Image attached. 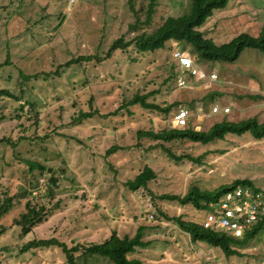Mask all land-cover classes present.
I'll list each match as a JSON object with an SVG mask.
<instances>
[{
  "label": "rangeland",
  "instance_id": "374dc122",
  "mask_svg": "<svg viewBox=\"0 0 264 264\" xmlns=\"http://www.w3.org/2000/svg\"><path fill=\"white\" fill-rule=\"evenodd\" d=\"M128 1L88 0L84 9L68 17L65 28L58 29L51 39L52 43L41 47L37 46L35 40L23 34V18L37 19L44 14L36 6L37 3H49L46 13L52 14L59 13L65 7L68 10L69 4L66 5L64 0H33L31 3L24 0L19 9V17L8 26H5L7 12H1L0 60L6 54L5 40L9 38L8 48L14 65L0 71V89H7L20 96L19 83L22 80L18 70L26 75L53 71L56 65L64 63L71 55L95 53L98 44L101 54L112 40L120 37L127 26L134 22ZM184 5L185 0H155L152 25L131 31L127 39L142 31L152 32L163 17L175 16ZM146 6L147 0L133 1L140 21L145 18ZM6 7L8 0H0V9ZM53 21L57 25L56 19ZM244 22L254 33H257L258 27L264 26V0H234L227 10L218 13L210 21L207 28L214 27L211 35H221L237 30L238 25ZM220 39L226 41L228 38ZM176 46L175 42H169L164 50L145 57L130 50L128 56L117 53L103 63L73 65L47 80L40 74L36 81L28 82L23 87L22 94L24 100L33 103L40 112V121L36 128L31 123H26L24 118L16 119L19 102L5 96L0 98V137H33L34 134L38 138L47 134L50 136L43 143L33 140L30 145L17 148L13 154L9 147L1 146L0 199L5 191L14 195L21 194L24 192L21 185L37 196L40 194L37 186H43L50 177L59 180L56 187L59 208L25 235L22 242L54 237L68 245L98 243L109 239L112 230L117 231L120 237L133 236L138 227L142 226V239L148 245L129 257L137 258L144 264H256L257 260L264 264L261 254V251L264 252V228L245 248L246 256L226 258L203 243H191L187 234L175 224L160 216L155 218L157 207L169 217L181 216L201 225L207 214L205 211L167 201L156 200L153 203L146 191L131 192L123 185L124 181L133 178L148 163L156 174V179L148 184V189L154 195H183L192 185L213 190L237 179H249L253 187L264 190V138L257 140L248 134L228 135L225 140L207 145L191 142L167 145L177 153L186 152L194 157L206 153L200 165L189 162L173 163L157 150L145 153L141 149L118 150L105 161L103 155L107 148L114 144L133 145L137 129L149 128L152 121L155 128H162V117L134 107L130 109L131 115L123 110L117 116L106 119L95 116L69 125L71 118L79 110L88 111L87 102L91 97L94 107L101 114H110L118 109L123 98H130L138 90L148 92L157 89L165 75L162 65L165 59L171 58V50ZM131 58L135 61H131ZM209 67L222 80L233 85L235 89L229 93L243 96L242 99L233 101L223 97L217 103L220 108H231L232 116L237 120L254 116L260 121L264 120V100L250 102L245 97L246 94L257 93L264 96L263 53L244 50L237 61L221 66L222 75L217 64ZM180 91L183 90H176L166 96L163 86L158 102L161 103L166 98L172 101ZM25 111H29V107ZM191 111L192 120L198 123V129L200 121L195 116L198 112ZM172 115L170 113L169 123ZM142 143L144 147L151 144L147 140ZM19 155L24 159L42 163L48 167V171L41 176L35 174L32 185H27L21 179L26 168L14 158ZM60 169L65 172L62 174ZM81 194L84 196L81 197ZM27 199L32 198L26 195L20 205H16L1 218L0 226L6 230L0 232V248L16 243L19 228L11 227V222L22 212ZM64 261L61 250L53 246L23 254L12 251L3 256L0 264H64Z\"/></svg>",
  "mask_w": 264,
  "mask_h": 264
},
{
  "label": "trees",
  "instance_id": "16d2710c",
  "mask_svg": "<svg viewBox=\"0 0 264 264\" xmlns=\"http://www.w3.org/2000/svg\"><path fill=\"white\" fill-rule=\"evenodd\" d=\"M32 1L33 0H29V3ZM64 1L66 5L69 4V0ZM133 1L134 0H129L128 6L134 16V22L127 26L126 31L120 35V37L112 40L107 49L101 52V54L99 53L100 47L98 44L95 53L78 56L71 55L70 59L64 63L56 65L53 71L26 75L21 70H18L19 77L22 80V82L19 83L21 88L20 96L12 94L7 89H0V98L5 96L19 102L18 109L16 110V119L19 120L24 118L25 122L31 123L30 125L33 128L38 127L40 112L33 103L24 100V95L22 94L24 92L23 87L28 82L36 81L40 74L44 75L45 80H47L48 77L58 76L64 69L73 65H81L83 63L95 65L103 63L114 57L117 53L128 56L131 51L141 57H145V55L151 56L158 51L164 50L166 45L173 41L177 46L172 50L179 49L188 52L190 57L202 67L217 64L221 75V66L237 61L246 49L255 50L256 52L264 54V26L258 27L257 33H254L248 27L247 23L244 22L238 25L237 30L221 35H211L214 32V27L212 29L207 28L210 21H212L218 13L227 10L228 5L234 0H185L183 9L175 16L167 15L163 17L157 28L152 32L142 31L128 40L127 35L131 31L151 26L155 14V0H147L145 18L143 21H140L138 13L133 7ZM23 4L24 0H16V2L15 0H8V7L0 9V13L7 12L5 26H8L12 20L19 17V9ZM36 6L41 12H44V14L37 19H29V17L23 18V34L28 35L33 41L35 40L39 47L50 45L52 43L51 39L55 36L54 34L58 29L65 28L68 23V10L65 7L64 10L59 13L52 14L46 13L49 3H37ZM54 19H56L57 25L53 24ZM221 37H226L228 39L222 41L220 39ZM9 43L10 39L7 38L5 40L6 54L4 58L0 60V71L10 69L14 65L10 58ZM131 61H135V59L131 58ZM162 67L165 70V75L161 85H159L157 89L148 92L138 90L130 98H123L122 101H120L118 109L110 114H101L99 110L94 107L91 97L87 102L88 111L79 110L78 113L71 118L70 126L95 116L103 119L117 116V114L123 110L126 111L127 115H131L132 112L130 109L134 107L150 113H157L162 117L161 122L164 124L162 128H155L152 121V125L149 128L137 129L135 132V143L133 145L125 146L114 144L107 148L103 155L105 161L118 150L141 149V151L145 153L157 150L173 163L189 162L200 165L201 159L206 153L194 157L186 152L177 153L167 145L174 142H191L193 144L207 145L218 140H225L228 135L242 136L248 134L257 140L264 138V120L260 121L256 116L237 120L232 116L231 108L230 112L227 114H213V108H220L217 103L218 100L223 97H228L231 101L242 99L243 97L229 93L230 90L235 88L230 82L225 80H222L221 83L213 84L206 90L180 91L177 93L174 100L169 101L166 98V100L159 103L158 96L161 94V88L165 86L166 96L173 94L177 90L175 84L180 75L179 67L172 58L165 59ZM245 97H247L250 102L264 100V96L258 93L246 94ZM26 107H29V111H25ZM181 108H188L195 112L200 110L203 114L209 116L210 120H201L198 129V123L194 122L192 118L188 119V122L184 126H172L171 123H169V115L170 113L174 115ZM49 138L50 136L48 134L40 138L36 137L35 134L33 137L18 136L17 138H13L11 135H4L0 137V148L5 145L12 150L13 154L17 148L23 145H30L33 140L43 143ZM66 139L70 140L69 137H66ZM74 140L80 142V140L76 138H74ZM144 140L149 141L151 144L144 147L142 143ZM44 146H42L43 149H45ZM14 158L24 164L26 170L21 179L22 182L29 186L32 185L34 180L33 176L35 174L41 176L48 171V167L40 162L24 159L21 155L15 156ZM59 171L62 174L65 172L63 169ZM155 179V172L148 163H145L142 170L133 178L124 181L123 185L131 192L139 190L146 191L150 195L153 203L159 200L177 203L180 206L190 205L195 210H203L206 213L210 211V204L222 201L226 194L240 187L257 189L253 187L251 180L237 179L229 184L220 185L213 190L201 189L196 185H192L183 195L167 193L154 195L148 189V184ZM58 181V178L50 177L49 181L43 184V186H37L36 189L40 191V194L37 196L33 195L31 191L28 192L24 185L20 187L21 190L24 191L21 192V194L18 193V195H14L6 191L2 193L0 199V220L4 215L12 211L16 205H20L22 200L26 199V195L32 199L25 200L22 212L17 218L12 219L11 227H18L19 233L14 245L0 248V261H2L5 254H10L12 251L23 254L29 251H35L39 248L56 246L65 257L64 264H144L137 258L129 257L138 249L148 245L142 239L144 231V227L142 226L138 227L133 236L124 235L120 237L117 231L112 230L109 239L98 243H72L68 245L54 237L22 242L25 235L30 233L36 225L45 221L54 210L59 208L60 201L57 199L59 193L56 190ZM83 196L84 195L81 194V197ZM159 216L175 224L179 230L186 233L191 243H203L210 248L216 249L226 258L246 256L245 248L251 243V240L256 234L264 228V217H262L243 238L237 239L222 232L205 229L202 225L187 221L181 216L169 217L164 211L156 207L155 218L158 219L160 218ZM4 230H6V228L0 226V232L2 233ZM261 252L264 259V252ZM256 264H262V261L257 260Z\"/></svg>",
  "mask_w": 264,
  "mask_h": 264
},
{
  "label": "built area",
  "instance_id": "2783aa9c",
  "mask_svg": "<svg viewBox=\"0 0 264 264\" xmlns=\"http://www.w3.org/2000/svg\"><path fill=\"white\" fill-rule=\"evenodd\" d=\"M67 17L73 16L84 9L88 0H70ZM171 58L179 67L180 75L176 80L177 90H204L213 84L221 83L219 74L209 66L197 64L186 51L174 49ZM195 116L199 121L210 119L200 110ZM229 107L213 108V114L229 113ZM193 113L188 108H181L171 118V125L181 127L186 125ZM210 211L206 214L201 225L205 229H212L234 238H243L253 225L264 217V190L248 187L238 188L215 204H210Z\"/></svg>",
  "mask_w": 264,
  "mask_h": 264
}]
</instances>
